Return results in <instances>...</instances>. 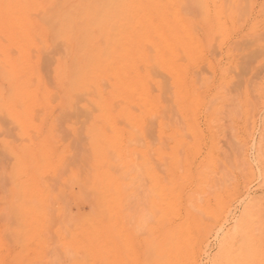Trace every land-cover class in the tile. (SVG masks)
I'll return each mask as SVG.
<instances>
[{
    "label": "bare ground",
    "instance_id": "1",
    "mask_svg": "<svg viewBox=\"0 0 264 264\" xmlns=\"http://www.w3.org/2000/svg\"><path fill=\"white\" fill-rule=\"evenodd\" d=\"M32 3L0 0V121L40 135L57 120L100 127L88 130L95 203L55 231L59 247L87 251L69 264H202L211 237L209 264H264V199L240 191L264 187V0H62L44 20ZM26 151L45 171L56 147ZM31 180L17 189L39 207H20L18 226L40 253L39 232L63 209Z\"/></svg>",
    "mask_w": 264,
    "mask_h": 264
},
{
    "label": "rangeland",
    "instance_id": "2",
    "mask_svg": "<svg viewBox=\"0 0 264 264\" xmlns=\"http://www.w3.org/2000/svg\"><path fill=\"white\" fill-rule=\"evenodd\" d=\"M61 4L62 0H34L29 11L30 18L44 20L48 13L53 11V8H58ZM262 118L256 117V130L249 136V145L246 148L247 155L254 163L257 153L253 145L255 146L259 141V131L261 132L260 128L263 124ZM243 119L246 120V118ZM245 120L241 121V125ZM49 122L54 123L51 120ZM249 122L252 125V121ZM56 123L58 124L56 125ZM202 123H205L204 120ZM92 124L96 125L95 128H100L99 122L94 119L57 120L55 121L56 126L44 128L40 135L35 130L22 131L12 121H0V171L3 174L0 181V195L3 198L1 202L3 215L0 218V227L3 232L4 246L9 253V256L3 258L4 264H9L13 258L22 264H69L74 261H82L87 256L84 247L75 248L74 245L75 247L73 246L69 250L59 247L55 231L58 228L57 224L60 225L61 230L66 228L69 226L67 221L70 215H76L77 212L84 214L95 203L94 192L87 189L93 183L92 177L95 171L94 154L90 145L93 138L88 135ZM108 134L110 133L108 132ZM40 140H45L56 147L52 165L49 170L45 171H39L38 165L31 163V152L26 151V147L37 146ZM228 140L226 138L227 143ZM111 154L112 152L108 151L107 157H110ZM23 164L26 165V172L21 169ZM72 172L79 176L80 184H77L75 179H69V174ZM89 176L90 179H85ZM28 178H32L31 181L41 185L42 188L49 186L51 194L57 199H50V203L54 207L61 205L63 209L60 220L51 216L50 222H45L43 229L39 232V239L46 246V250L40 253L26 250L28 239L25 242L22 241L23 233L18 226V209L20 207H23L25 203L39 207V201L30 188L17 189L19 184L24 183ZM240 191L245 193L244 196L264 199V187L260 186L258 180L247 183L245 188H241ZM9 202H13V208L9 209ZM232 209L235 214H238L242 209V204L236 202ZM80 225H77V232H80ZM67 235L69 234L67 233ZM103 238L109 239V235L104 234ZM215 239V237L210 238V243L206 246L207 255H209L208 253L213 254L217 250L218 241L216 242ZM207 255L203 257L202 264H209Z\"/></svg>",
    "mask_w": 264,
    "mask_h": 264
}]
</instances>
